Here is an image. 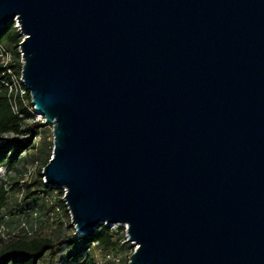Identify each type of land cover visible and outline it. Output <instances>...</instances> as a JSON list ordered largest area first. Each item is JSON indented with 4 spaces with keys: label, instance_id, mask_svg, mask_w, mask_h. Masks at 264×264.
I'll return each mask as SVG.
<instances>
[{
    "label": "water",
    "instance_id": "obj_1",
    "mask_svg": "<svg viewBox=\"0 0 264 264\" xmlns=\"http://www.w3.org/2000/svg\"><path fill=\"white\" fill-rule=\"evenodd\" d=\"M53 128L41 175L128 264H264V0H0Z\"/></svg>",
    "mask_w": 264,
    "mask_h": 264
},
{
    "label": "trees",
    "instance_id": "obj_2",
    "mask_svg": "<svg viewBox=\"0 0 264 264\" xmlns=\"http://www.w3.org/2000/svg\"><path fill=\"white\" fill-rule=\"evenodd\" d=\"M22 39L23 35L17 28L15 21L9 22L0 33V44H4L7 48H12L15 61L14 67L21 66L19 43ZM21 112L24 114L23 118H19L13 112L6 91H3L0 95V133L13 132L18 135H28V137L25 140L16 138L0 143V168L6 166L11 169L20 160L22 153H27L29 149L35 146L32 142V136L40 134L39 128L42 123L32 120V113L27 108L21 107ZM27 120L31 122L27 123ZM49 153L43 167L51 158V152ZM25 186L22 198L26 201L34 193L30 184L26 183ZM37 192L46 202L54 197L58 206L62 207L67 216L70 217L67 206L62 200L64 190L61 187L47 185L41 180ZM55 192L59 195L54 196ZM7 205V190L3 185H0V212ZM21 212L23 214L32 213L35 219L40 216V210L35 205L25 206ZM47 218L49 219V216ZM25 221L31 227H34V224L29 223L27 220ZM2 223L5 222L3 221L0 224ZM70 229L72 233L75 232L72 225H70ZM119 233H122V235L124 233L122 226L114 230L111 226L105 224H100L90 233L82 236L66 235L65 233L56 237L47 236L39 234L37 229L32 236L22 234L10 238L7 242L3 241L0 244V264H41L45 257H47V260L43 264H98L89 253L91 246L97 244L106 251L113 250L125 243L124 236L120 239H115Z\"/></svg>",
    "mask_w": 264,
    "mask_h": 264
},
{
    "label": "rangeland",
    "instance_id": "obj_3",
    "mask_svg": "<svg viewBox=\"0 0 264 264\" xmlns=\"http://www.w3.org/2000/svg\"><path fill=\"white\" fill-rule=\"evenodd\" d=\"M8 49L14 59L12 48L8 47ZM30 122V120H27V123ZM39 130L40 134H38L37 138L35 135L32 136V142L34 141L36 143L33 148L29 149L27 153H22L20 160L11 169H8L6 166L0 168V185L6 188L8 197L7 207L3 208L0 212V223L4 221L12 229L16 228L22 220H27L31 224L35 225L36 223L38 233L41 235L56 237L57 235L65 233L66 235L72 234L76 236V230L73 234L70 229V225H72L71 215L70 217L67 216L65 210L58 206L54 197L46 202L38 195L39 182L41 180L44 182L45 180L44 176L41 175L43 165L49 152H51L50 156H52L54 140L53 128L50 124L42 123ZM24 137L21 136L22 139ZM26 183L30 184L34 194L25 201L22 198V194L26 188ZM58 195L57 192L54 193V196ZM34 205L40 210L38 219H35L32 213L23 214L21 212L23 207ZM48 216L49 219L47 218ZM125 235V233L123 235L119 233L115 239H120L122 236L125 237ZM133 251L134 246L127 242L110 251L102 249L97 244H93L89 249L90 255L98 264H112L110 262L111 260L106 257L107 253H111L119 258L120 264H126ZM46 260L47 257L41 261V264L45 263Z\"/></svg>",
    "mask_w": 264,
    "mask_h": 264
},
{
    "label": "built area",
    "instance_id": "obj_4",
    "mask_svg": "<svg viewBox=\"0 0 264 264\" xmlns=\"http://www.w3.org/2000/svg\"><path fill=\"white\" fill-rule=\"evenodd\" d=\"M17 25L18 24L16 23V26ZM20 54H21V60H20L21 66L14 67L15 61L12 57V53L4 44H0V67H1L0 95L2 94L3 91H6L10 103V107L19 118L24 117V114L21 112V107H25L32 113V118H31L32 120L41 122L43 124H47L44 115L40 114L36 110L34 104L32 103L31 92L25 86L24 78L22 74L24 61L21 51ZM21 136H25V135H18L13 132L0 133V143L8 139L21 138ZM37 136L38 135H35L36 138ZM27 137L28 135H26L23 140H25ZM33 144L36 143L33 141ZM64 195H65V190L62 196V200L65 202ZM109 226L114 228V230H117L119 226H122L123 232L126 234L125 242H127V237H128L127 224H109ZM36 230H37L36 225H34V227H31L26 221H22L16 228H12V229H10L5 223H2L0 224V244L3 241L5 242L9 241L10 238L14 236H18L22 234L27 236H32L36 232ZM106 257L111 260L110 262L112 264H120V259L115 257L113 254L107 253Z\"/></svg>",
    "mask_w": 264,
    "mask_h": 264
},
{
    "label": "bare ground",
    "instance_id": "obj_5",
    "mask_svg": "<svg viewBox=\"0 0 264 264\" xmlns=\"http://www.w3.org/2000/svg\"><path fill=\"white\" fill-rule=\"evenodd\" d=\"M77 234H78V236H79V235H81V233H80V232H77V233H76V235H77Z\"/></svg>",
    "mask_w": 264,
    "mask_h": 264
}]
</instances>
